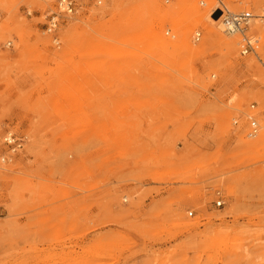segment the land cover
<instances>
[{"label":"rangeland","instance_id":"1","mask_svg":"<svg viewBox=\"0 0 264 264\" xmlns=\"http://www.w3.org/2000/svg\"><path fill=\"white\" fill-rule=\"evenodd\" d=\"M5 1L13 11L0 9V157L8 156L5 132L23 145L0 164L7 169L0 170V264H264V153L237 136L247 126L238 108L248 109L264 86L259 60L254 79L224 47L207 46L172 72L144 39L124 47L119 61L92 53L97 47L77 26L66 39L65 18L59 44L52 43L44 24L57 0ZM101 1L85 0L75 17L86 19ZM140 1L153 2L145 21L177 5ZM211 1L218 5L204 0ZM231 3L261 11L264 22V0L257 1L262 8ZM17 25H25L22 35L4 30ZM175 29L166 19V43L165 31ZM200 31L193 46L204 41ZM65 50L71 55L62 56ZM262 50L260 39L256 54ZM238 52L239 62L254 57ZM185 221L198 223L187 228Z\"/></svg>","mask_w":264,"mask_h":264},{"label":"bare ground","instance_id":"2","mask_svg":"<svg viewBox=\"0 0 264 264\" xmlns=\"http://www.w3.org/2000/svg\"><path fill=\"white\" fill-rule=\"evenodd\" d=\"M184 1L185 0H176L177 5L165 8L164 12H162L157 18L153 19L152 21H148V20L145 21L144 20L145 18H143L142 15L146 13L145 11H149V9L152 7V5H149V3H153V2L148 1L147 3L146 1L141 2L140 0H133L132 2L131 0H107V3L101 9H97V10L91 9L92 13H90L86 19L83 18L77 19L75 17L76 20H78L77 23L75 24L71 23V20H73L74 17L70 18L66 15H61L62 19L63 18L66 19L65 25L67 26V29L64 30L65 37L70 41L71 32H75V30L80 28L82 31L81 34L79 33L80 38H86L87 44H89L93 48L97 47V49H95L94 52L92 53L96 52L100 55L104 53L106 54L107 57L115 58V60H119V61L125 55L124 47L126 46L130 47L134 43H140V41H144V39H152L153 43L150 45V47L153 46L154 48L156 47L160 48L161 53L163 54V60H161V62L163 66H165L172 72L173 71L175 72V70L179 71L181 67L187 65L190 59L202 56L205 53L207 46L220 45L224 47L228 55L234 56L233 60L235 61L236 65L245 64L246 66L251 67V69L253 70L254 79L261 77V71L259 69L258 64L256 63V60H259L260 63V60L264 59V58H260L261 54L264 55V50L259 52L260 54L258 53L256 54V47L258 49L260 47V39L264 40V22L261 19L263 17L261 11H258L256 9L254 11L256 14H252L249 11H238L236 7H232V3H231L232 0L222 1V2L221 0H217L218 5L219 6L223 5L224 9L230 13L247 12L252 16L251 19L249 20L248 29L251 31V35L249 34V36H251V41H253V43L255 44V51L252 54L254 57H250L247 59L245 58L243 59V61L239 62L235 58L236 47L238 48L239 55H241L242 54L241 51H243L241 49L242 37L241 35H239V32L230 31L226 29L222 25L221 19L219 17L214 19L211 16L207 15L208 11L210 10L222 11L218 8L219 7L218 5L214 7L216 2L211 1L210 3H207L204 2V0H200L197 3V5L195 6L192 5L191 7L187 8V6L184 4ZM240 1L242 2V7L244 5L249 4L250 2H253L252 4L259 5L258 7L262 8L260 4H257L258 0H240ZM42 2H44L45 5L51 4V0H42ZM97 2H99L100 4L97 5ZM101 2H102L101 0H94L92 6L99 7L101 5ZM84 3L85 0H81V4ZM217 8L218 10H216ZM0 9L2 10L6 9L7 12H9V14H11V11H13L11 9V6H9L5 0H0ZM129 11H134V13L133 12L129 13ZM107 16H110L108 20H106L105 22L101 21L104 17ZM166 19H170L172 24L177 25V29H175L177 31L175 34L171 33L170 30L165 31V34L168 35V38L171 39V42L168 43L165 42V38L163 35V27ZM62 21L63 20L59 21V25ZM144 23L149 25V28L144 34L141 33L136 36L129 35V32H131L133 28L138 30L141 27V25H143ZM76 26L79 28H77ZM24 28L25 25H17L14 26L12 29L5 28L4 30L5 31L16 30L20 35H22ZM200 30H202L204 33V41L201 44V46L196 47L193 46L191 42L193 44L197 43L194 42V39L197 36V34L201 39L202 32ZM67 34L68 36H66ZM85 34L87 35V37H85ZM21 40L24 41L22 37ZM112 43L118 45L115 47L114 44ZM98 44H100V46ZM104 45L106 46L104 47ZM235 45L237 46L235 47ZM23 46L24 48H27V45L24 44ZM70 46H71V42H70ZM63 55L64 56L71 55V52L65 50L64 53H62V56ZM45 58H47V56ZM183 59L185 60L182 61ZM219 65L221 64L219 63ZM260 66L262 68L261 64ZM260 83H261V78H260ZM263 88L264 86L257 87L254 90L255 97H253L252 99H254L255 102L250 103L247 107L248 109L243 111L242 105L238 108V111L241 114H244L243 115L244 118L247 115L254 114L253 117L258 123V124L256 123L258 125V129L255 134H252L250 132L249 126H246L245 129L243 125L242 126L243 128L241 129L238 128V130L236 129L237 136L240 139L241 145L244 148L248 150L249 149L253 150L256 153H260L262 151L264 153V121L262 120L263 111H264V104H262L264 101ZM251 104H256V108L255 110L252 111V114L250 113ZM220 116L222 118L227 119V116L225 114H220ZM226 123H227L226 128H228L229 126L227 120ZM0 170L3 171L7 169L0 167ZM0 178L4 179L5 177L0 176ZM216 195L220 197L215 201V203H217L218 201L224 202L223 198L220 195V192H217ZM123 200L124 202H127L125 198H123ZM197 223H198L197 221L192 223L189 221H185L184 226L187 228L190 227L194 228L197 225Z\"/></svg>","mask_w":264,"mask_h":264},{"label":"built area","instance_id":"3","mask_svg":"<svg viewBox=\"0 0 264 264\" xmlns=\"http://www.w3.org/2000/svg\"><path fill=\"white\" fill-rule=\"evenodd\" d=\"M100 3L97 2V5ZM83 4H81V0H57V12L50 13L46 16V23L44 24L45 33L49 34L52 37V42L55 45H58V37L56 35V31L59 25V21L62 18L61 15H66L70 18L75 17L78 14V11L83 9ZM221 11V23L222 25L230 30L237 31L239 35L242 37V47L241 55L253 54L255 51V44L251 41V36L247 35L249 20L251 19V15L247 12H239V13H230L224 9L223 5L219 6ZM200 40L199 35L194 39V42H198ZM6 46H11V42H7ZM257 49V47H256ZM260 64L262 65V70L264 71V60H260ZM256 104H251L250 113L255 110ZM252 115H247L245 117L247 121V126L250 128V132L255 134L258 129V123ZM252 117V118H251ZM262 120L264 121V111ZM257 123V124H256ZM3 144L7 147L8 156L0 157V164H6L11 162L12 155H16L18 151L22 149L23 139L17 137L12 132H5L2 137ZM223 202L218 201L216 206H221Z\"/></svg>","mask_w":264,"mask_h":264}]
</instances>
